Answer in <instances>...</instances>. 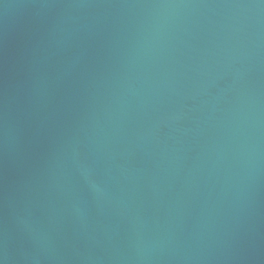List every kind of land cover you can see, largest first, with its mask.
Listing matches in <instances>:
<instances>
[{"label": "water", "instance_id": "water-1", "mask_svg": "<svg viewBox=\"0 0 264 264\" xmlns=\"http://www.w3.org/2000/svg\"><path fill=\"white\" fill-rule=\"evenodd\" d=\"M0 264H264V0H0Z\"/></svg>", "mask_w": 264, "mask_h": 264}]
</instances>
